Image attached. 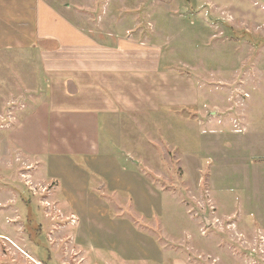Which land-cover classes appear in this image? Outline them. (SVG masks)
Listing matches in <instances>:
<instances>
[{
  "label": "rangeland",
  "instance_id": "1",
  "mask_svg": "<svg viewBox=\"0 0 264 264\" xmlns=\"http://www.w3.org/2000/svg\"><path fill=\"white\" fill-rule=\"evenodd\" d=\"M45 1L43 31L146 71L100 154L36 156L10 137L32 71L0 53V264H264V0Z\"/></svg>",
  "mask_w": 264,
  "mask_h": 264
},
{
  "label": "crops",
  "instance_id": "2",
  "mask_svg": "<svg viewBox=\"0 0 264 264\" xmlns=\"http://www.w3.org/2000/svg\"><path fill=\"white\" fill-rule=\"evenodd\" d=\"M50 7L45 0H0V53L17 55L18 71H32L23 75L22 83L15 84L28 87L26 93L33 98L30 111L13 127L10 137L16 147L30 155L69 152L94 157L102 148L101 113L119 111L118 104L125 97L121 88L116 90L122 85L123 73L146 70L136 64L132 68H97L90 54L77 48L82 38L79 34L57 36L42 30L44 20L59 23L60 14ZM52 46L56 48L51 50ZM28 56L36 66L27 63ZM113 72L120 75L114 77ZM109 120L112 125L114 119ZM250 213L261 217L260 213ZM261 219L264 223V217Z\"/></svg>",
  "mask_w": 264,
  "mask_h": 264
},
{
  "label": "built area",
  "instance_id": "3",
  "mask_svg": "<svg viewBox=\"0 0 264 264\" xmlns=\"http://www.w3.org/2000/svg\"><path fill=\"white\" fill-rule=\"evenodd\" d=\"M21 104H22L21 106L24 108V107H25V104H24V102H21Z\"/></svg>",
  "mask_w": 264,
  "mask_h": 264
},
{
  "label": "water",
  "instance_id": "4",
  "mask_svg": "<svg viewBox=\"0 0 264 264\" xmlns=\"http://www.w3.org/2000/svg\"><path fill=\"white\" fill-rule=\"evenodd\" d=\"M55 48H56V46H52L50 49H51V50H54Z\"/></svg>",
  "mask_w": 264,
  "mask_h": 264
}]
</instances>
